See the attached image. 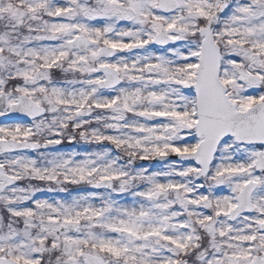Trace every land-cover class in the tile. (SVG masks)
<instances>
[{
    "label": "rangeland",
    "instance_id": "374dc122",
    "mask_svg": "<svg viewBox=\"0 0 264 264\" xmlns=\"http://www.w3.org/2000/svg\"><path fill=\"white\" fill-rule=\"evenodd\" d=\"M177 1L164 15L160 0H0V92L7 91L8 104L25 94L45 108L33 121L0 119V139L58 143L37 147L39 158L29 150L0 154L4 173L26 181L0 191L12 214L3 222L0 208V253L6 247L5 255L20 264H85V253L104 264H184L175 252L187 247L194 226L211 246L197 252L200 237L191 242L196 259L252 264L257 254L264 258V232L257 231L264 221V170L254 168L264 147L226 139L206 179L196 176L199 168L191 162L148 161L193 152L201 139L191 93L200 44L195 19L209 17L218 0ZM217 26L220 76L243 110L262 98L264 0H229ZM160 30L175 38L171 47L154 43ZM75 36L87 40L84 50L68 48ZM101 47L114 52L98 55ZM61 58L56 77L51 66ZM102 65L117 71V86H99L103 74L96 69ZM239 77L246 84L238 85ZM75 134L98 144L92 149L71 138ZM129 158L141 161L127 167ZM101 180H107L106 191L94 192ZM249 180L257 183L252 211L230 220ZM112 184L120 191H108ZM171 189L188 214L174 208L166 195ZM189 214L193 223L184 216Z\"/></svg>",
    "mask_w": 264,
    "mask_h": 264
},
{
    "label": "water",
    "instance_id": "95a60500",
    "mask_svg": "<svg viewBox=\"0 0 264 264\" xmlns=\"http://www.w3.org/2000/svg\"><path fill=\"white\" fill-rule=\"evenodd\" d=\"M227 0L213 14L208 27L203 29L204 38L201 40L199 65L195 81V94L197 98V134L203 135L204 139L199 143L194 153L176 154L173 157L181 160H193L202 167L204 174L209 166L211 158L220 140L228 135H234L236 140L244 143H264V101L255 104L244 111H236L230 103L225 88L219 80V47L212 38V29L216 24L219 14L225 9ZM163 9L166 11L177 7L176 0H164ZM159 43H169L172 40L160 32L156 37ZM77 46L83 49L86 46L84 39H76L70 42V47ZM110 52V51H108ZM107 53V50L106 52ZM105 73L106 79L102 81V87H111L117 84L118 77L114 70L104 66L98 69ZM4 94L0 96V110L5 109ZM44 112L29 97L20 96L18 103L10 106L9 112L0 114L1 118H28ZM55 142L44 144L42 147L55 146ZM38 147L34 142L16 141L13 139L0 140V153L4 151H16L33 149ZM256 167H264V159L258 158ZM15 179L3 173L0 167V190L14 182ZM255 183L249 182L238 195V204L231 211L230 218L251 210L250 193ZM264 229V223L260 225ZM87 264H102L101 259L87 254L84 257ZM0 264H17L11 259L0 258ZM254 264H264V259L257 257Z\"/></svg>",
    "mask_w": 264,
    "mask_h": 264
},
{
    "label": "trees",
    "instance_id": "16d2710c",
    "mask_svg": "<svg viewBox=\"0 0 264 264\" xmlns=\"http://www.w3.org/2000/svg\"><path fill=\"white\" fill-rule=\"evenodd\" d=\"M201 20H202L203 22L205 21L203 18H201ZM81 139H84V138H81ZM27 183H28V181H27ZM1 211H3V207H1ZM3 212L5 213V211H3ZM198 262H199V264H201L199 260H198Z\"/></svg>",
    "mask_w": 264,
    "mask_h": 264
}]
</instances>
